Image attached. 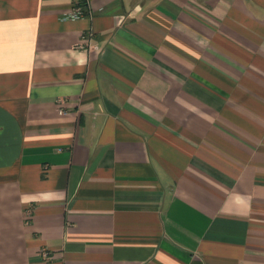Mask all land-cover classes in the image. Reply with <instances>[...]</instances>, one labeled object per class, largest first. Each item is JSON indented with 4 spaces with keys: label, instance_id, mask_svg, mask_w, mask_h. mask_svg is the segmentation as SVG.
Wrapping results in <instances>:
<instances>
[{
    "label": "crops",
    "instance_id": "obj_1",
    "mask_svg": "<svg viewBox=\"0 0 264 264\" xmlns=\"http://www.w3.org/2000/svg\"><path fill=\"white\" fill-rule=\"evenodd\" d=\"M0 264H264V0H0Z\"/></svg>",
    "mask_w": 264,
    "mask_h": 264
},
{
    "label": "built area",
    "instance_id": "obj_2",
    "mask_svg": "<svg viewBox=\"0 0 264 264\" xmlns=\"http://www.w3.org/2000/svg\"><path fill=\"white\" fill-rule=\"evenodd\" d=\"M87 5L84 4L83 2H80V1H77L74 8H73V11L69 14V18L71 19H80V18H83L86 16L87 14ZM61 103H63L61 101ZM65 111L64 110H60V114H64ZM43 256L45 258H49L50 257V254L47 250L43 251Z\"/></svg>",
    "mask_w": 264,
    "mask_h": 264
}]
</instances>
